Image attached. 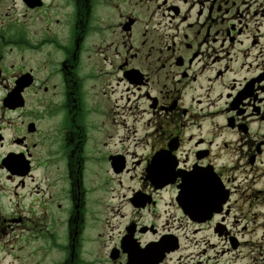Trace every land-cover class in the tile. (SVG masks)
Listing matches in <instances>:
<instances>
[{
    "label": "flooded vegetation",
    "instance_id": "flooded-vegetation-1",
    "mask_svg": "<svg viewBox=\"0 0 264 264\" xmlns=\"http://www.w3.org/2000/svg\"><path fill=\"white\" fill-rule=\"evenodd\" d=\"M3 7L0 264H264V0Z\"/></svg>",
    "mask_w": 264,
    "mask_h": 264
},
{
    "label": "rangeland",
    "instance_id": "rangeland-1",
    "mask_svg": "<svg viewBox=\"0 0 264 264\" xmlns=\"http://www.w3.org/2000/svg\"><path fill=\"white\" fill-rule=\"evenodd\" d=\"M11 9H12V11L10 12L9 17L6 18V19H1L0 20V27L4 26V30H5L4 32H7L8 34H10L9 31L7 30V27H5V26H8L9 21L11 19H13L14 21L19 20V22L22 23L24 25V27H31V29H33V25H35L37 28H39V24L38 25L33 24V21L31 20V18L29 16L25 17V18L22 17V11L23 10L21 8H17V9L16 8H11ZM18 9H19L20 12L18 11ZM6 11H8L7 8H5V7L0 8V15H1V13L2 14L5 13ZM20 18L22 19V21L20 20ZM41 25L43 26V23H41ZM1 31H2V29L0 28V33H1ZM37 35H40L39 34V29L37 30ZM84 223H85V225H87L86 224V215L84 216ZM85 228H87V227H85ZM96 234H97V232H95L94 230H90L89 228H87V230L85 231V237L90 236L92 240H95ZM93 245H96V244H93Z\"/></svg>",
    "mask_w": 264,
    "mask_h": 264
}]
</instances>
